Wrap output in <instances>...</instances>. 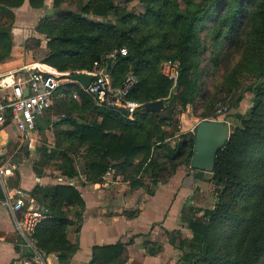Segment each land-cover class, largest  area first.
I'll use <instances>...</instances> for the list:
<instances>
[{
  "label": "trees",
  "instance_id": "trees-1",
  "mask_svg": "<svg viewBox=\"0 0 264 264\" xmlns=\"http://www.w3.org/2000/svg\"><path fill=\"white\" fill-rule=\"evenodd\" d=\"M24 1L0 0V10L11 14L10 9L21 7ZM84 1L80 14L63 8ZM132 1L145 11L134 15L113 0H52L55 18L36 28L46 37L47 53L41 62L61 72L92 71L109 64L115 85L127 74L135 77L129 99L143 106L162 100L164 107L152 113L142 108L129 118L119 110L97 107L78 86L69 85V93L77 98L56 103L63 116L52 126L60 130L55 149L49 154L42 150V157L56 160L61 175L72 179L82 174L89 184L102 183L109 169L130 181L131 189L144 187L136 178L139 173L148 175L152 184L163 178L162 173L168 179L177 168L190 165L194 134L188 133L174 148L166 144L171 136L162 127L167 126L171 111L162 119L159 115L166 110L167 100L177 99L184 108L196 99L204 100L201 85L209 72L214 74L220 64L236 55L239 60L234 70L263 56L258 73L262 80L250 88L253 105L239 117L240 126L231 130L216 155L210 179L215 185V206L205 209L202 216L182 217L192 237L179 241L177 248L188 249L181 256L182 264H264V0H199L196 5L182 0L183 10L178 0H120L122 4ZM28 4L40 9L44 0H28ZM81 14L103 21L86 20ZM10 37L0 25V62L10 53ZM120 48L126 49V55L116 57L110 66L105 55ZM206 53L209 64L204 65L201 56ZM165 61L178 65L177 94L161 74ZM155 149L164 152L170 168L152 157ZM78 162L83 163L80 173ZM30 195L51 215L34 231L37 248L56 254L60 262L68 260L77 250L67 238V229L74 223L69 215L80 220L84 210L81 193L74 186L57 184L36 186ZM124 253L125 245L120 242L97 246L90 263L123 264Z\"/></svg>",
  "mask_w": 264,
  "mask_h": 264
},
{
  "label": "crops",
  "instance_id": "crops-1",
  "mask_svg": "<svg viewBox=\"0 0 264 264\" xmlns=\"http://www.w3.org/2000/svg\"><path fill=\"white\" fill-rule=\"evenodd\" d=\"M52 3V0H44L42 8L33 9L29 6L28 0H25L21 7L10 9V11L14 14L22 11L40 18L41 15L50 13ZM5 14L4 10H0V24ZM12 54L13 47L8 57ZM41 63H23L12 69L1 66L0 75L23 65H40ZM48 112L37 120L36 135L39 140L34 148H28L15 129L13 130L16 136L12 137L11 142H7L10 127L0 131L1 165L11 172L5 178L8 194L11 195L15 189H20L33 198L30 192L36 186L68 184L81 193L84 201V210L79 221L71 214L69 215L74 223L67 229V238L77 245L75 253L70 255L68 260L60 262L56 254L39 250L50 256L52 264H91L94 247L120 242L125 245L123 264H180L176 248L172 244V241L175 243V235L179 236L180 232H174V230L183 231L182 217L190 216L189 208L192 205L201 207V203L207 200L206 190L209 189V185H212L209 176L211 173L202 172L197 175L195 170L194 172L186 166H181L170 178L154 185L156 187L150 191L143 188L131 189L128 181L122 179L120 174H114L112 169L104 174L102 183H86L82 174L69 179L57 171L54 165L56 160H48L41 155L42 150L49 154L55 149V137L60 128H55L52 124L63 116L58 114L57 120L44 119ZM97 120L99 121L100 118ZM53 129L54 137L48 139L47 133L49 130L52 133ZM15 145L17 146L14 149ZM20 148L25 149L26 154L30 156L39 153L41 160L27 164L25 160L11 162ZM49 162L53 164L52 169L44 166ZM77 166L80 173L83 163L78 162ZM36 170L41 174H36ZM108 172L110 175H107ZM4 198L5 193L0 189V264H19L22 259L31 255V251L16 231L15 222L19 215L12 214L2 203ZM35 202L38 203L36 200ZM129 213L134 215L128 217L126 214ZM158 248L159 251L156 254L149 253L150 250Z\"/></svg>",
  "mask_w": 264,
  "mask_h": 264
},
{
  "label": "rangeland",
  "instance_id": "rangeland-1",
  "mask_svg": "<svg viewBox=\"0 0 264 264\" xmlns=\"http://www.w3.org/2000/svg\"><path fill=\"white\" fill-rule=\"evenodd\" d=\"M181 6V9L184 8V3L182 0H178ZM194 5H196L199 0H192ZM114 4L124 7L128 12L138 15L145 11L143 5L137 1H132L129 3H121L120 0H113ZM85 5V1L82 3L71 2L70 4L63 5L64 9L71 10L76 14L81 13L82 6ZM83 18L90 21L102 22L101 18L95 17L91 14H81ZM5 18H2L1 26L7 28L10 33L11 46L13 47V54L11 57H8L6 60L0 63V67L3 68H15L23 63H38L41 62L47 53L46 49V37L43 34H37V26H40L44 20H52L55 18L54 10H50V13L43 14L39 18L38 16H33L25 12H18L16 14L6 13ZM39 18V20H38ZM263 56H258L251 58L250 61L245 63L244 68H237L234 70V66L239 60V56L236 55L231 60L227 61L223 65H219L214 71V74L209 72L208 75L203 79V84L201 89L204 92V100L196 99L194 103L188 104L185 108L182 107L181 103L175 99L167 100L166 110L162 111L159 115V119H162L167 114V111H171V117L167 120V126L162 127V130L169 137L165 142L170 147L174 148L177 144L183 141L184 136L188 133L195 132V128L200 121L203 120H221L226 121L232 130L235 127L240 126V118L245 116L252 107V97L253 94L250 88L257 82L261 81L262 78H258V73L260 72V63ZM201 59H204V65L209 64V53L202 54ZM203 65V66H204ZM226 65V66H225ZM177 88L173 89L172 92L177 94L179 91ZM60 108L56 109L54 106L44 117L53 120H57L58 114H60ZM63 128V127H62ZM52 133H47V138H52L55 130L51 131ZM7 142H11L12 137L16 136L15 131L12 127L8 129ZM17 145H15L14 149ZM155 148V147H154ZM39 149V148H38ZM156 150V149H155ZM164 152L160 149L154 151L152 157L157 160V162H163L166 167L170 168L168 162L163 159ZM11 162L25 160L27 163H37L41 160L40 154L37 155H27L26 150L20 148L18 152L14 154ZM139 161V160H138ZM138 161H135V164H138ZM134 164V165H135ZM31 165V164H30ZM28 166V165H27ZM49 169H52V162L45 163ZM38 167V166H37ZM189 170L190 165L186 166ZM194 171V170H192ZM195 172V171H194ZM137 175V176H136ZM136 178L139 181L143 182L144 187H138L136 189H145L147 191L153 190L155 183L148 176L142 173L136 174ZM163 178L158 179L157 184L167 180L166 174L162 173ZM173 174L169 175V178ZM105 176V175H104ZM210 179L212 175H209ZM121 177V176H120ZM122 179H124L122 177ZM130 180V179H129ZM130 182V181H129ZM128 182V183H129ZM153 187H152V186ZM152 188V189H151ZM215 185H209V189L206 190L207 200L201 203V207L192 205L189 209L191 211L190 216L199 217L203 215L205 209H212L216 203V193L214 192ZM187 223L183 222L181 229H175L174 232H180V235H175V243L173 244L177 251L178 260H181V256L188 252V249L179 251L177 245L181 240H190L192 237L191 231L187 228ZM183 234V236H182Z\"/></svg>",
  "mask_w": 264,
  "mask_h": 264
},
{
  "label": "built area",
  "instance_id": "built-area-1",
  "mask_svg": "<svg viewBox=\"0 0 264 264\" xmlns=\"http://www.w3.org/2000/svg\"><path fill=\"white\" fill-rule=\"evenodd\" d=\"M126 49L112 50L105 55L110 66L116 57L125 56ZM99 65L94 63V67ZM177 63L165 61L161 64V74L172 83V90L177 86ZM104 67L92 71H58L47 65H23L0 75V131L12 127L18 132L19 138L28 148H34L39 140L36 135V123L40 116L50 111L63 98L76 99L75 93H69V85L78 86L85 92L99 108L124 109L129 118L143 108L139 102L128 98L129 92L136 79L127 74L119 85H115L111 72H105ZM84 73L92 76L87 88L71 80V75ZM7 122V123H6ZM11 174L10 170L1 165L0 159V189L5 193L2 203L12 214L19 215L15 222L18 235L24 240L31 255L22 259L19 264H52L49 255L41 252L33 239L37 226L51 218L48 209L39 205L24 191L15 189L10 195L6 191L5 178ZM107 175H110L108 172Z\"/></svg>",
  "mask_w": 264,
  "mask_h": 264
},
{
  "label": "water",
  "instance_id": "water-1",
  "mask_svg": "<svg viewBox=\"0 0 264 264\" xmlns=\"http://www.w3.org/2000/svg\"><path fill=\"white\" fill-rule=\"evenodd\" d=\"M108 69V64L104 71ZM73 82H78L83 88H87L92 81V76L84 73H75L71 75ZM164 107L162 100L149 102L143 106L146 113L160 111ZM126 114L124 109L119 110ZM7 123V122H6ZM231 135L230 126L226 121L221 120H203L200 121L194 132V146L190 168L195 171L212 173L216 155L222 149Z\"/></svg>",
  "mask_w": 264,
  "mask_h": 264
}]
</instances>
